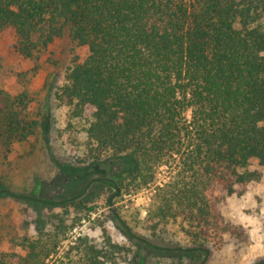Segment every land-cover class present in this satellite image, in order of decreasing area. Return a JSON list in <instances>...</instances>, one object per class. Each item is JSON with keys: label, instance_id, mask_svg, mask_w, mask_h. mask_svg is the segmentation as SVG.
<instances>
[{"label": "trees", "instance_id": "obj_1", "mask_svg": "<svg viewBox=\"0 0 264 264\" xmlns=\"http://www.w3.org/2000/svg\"><path fill=\"white\" fill-rule=\"evenodd\" d=\"M6 27L23 60H36L64 33L85 48L73 55L54 97L66 109L63 132L83 138L82 164L116 165L115 175L89 182L122 195L156 183L159 167H167L146 219L152 228L178 219L195 229L199 243H152L125 223L108 196L109 214L133 247L155 252L154 264H203L209 245L240 239V227L225 222L216 205L259 180L250 160L264 171V0H0V28ZM27 104L25 92H0L4 147L32 135ZM85 186L51 198L0 184V196L35 212L22 252L0 251V264H146L113 242L102 222L101 242L80 234L59 251L95 209Z\"/></svg>", "mask_w": 264, "mask_h": 264}, {"label": "rangeland", "instance_id": "obj_2", "mask_svg": "<svg viewBox=\"0 0 264 264\" xmlns=\"http://www.w3.org/2000/svg\"><path fill=\"white\" fill-rule=\"evenodd\" d=\"M85 52V48L75 47L64 33L55 37L36 60H23L15 52L13 29L0 28V92L10 96L25 92L28 96L25 112L35 119L33 133L26 141L13 143L8 148L0 144V184L3 187L33 196L61 198L80 190L91 178L116 174V165L108 161L82 164L83 149L77 142L83 138L76 135L71 139L63 132L66 109L54 97L55 88L62 83L73 55ZM85 113H89L88 108ZM248 168L261 172L259 180L248 184L242 195L225 196L216 205L225 222L240 227L241 237L225 240L217 249L209 245V260L203 264H264V171L255 159L250 160ZM166 169V166L159 167L156 183L122 195L113 188L90 181L84 189L85 197L92 199L95 209L88 218L75 224L67 239L59 244V251L67 249L80 234L101 242L98 223L102 222L113 242L137 251L146 264L158 262L152 254L155 252L133 247L111 218L106 199L112 195L110 202L114 210L135 233L152 243L162 246L198 244L199 240L193 238L195 229L178 219L160 223L156 228L146 219L155 185H162ZM217 193L222 195L219 190ZM34 218V210L26 203L0 196V251L22 252L19 243L34 234Z\"/></svg>", "mask_w": 264, "mask_h": 264}, {"label": "water", "instance_id": "obj_3", "mask_svg": "<svg viewBox=\"0 0 264 264\" xmlns=\"http://www.w3.org/2000/svg\"><path fill=\"white\" fill-rule=\"evenodd\" d=\"M115 193H116V192H115ZM112 196H114V195H112ZM112 196H111V197H112ZM111 197H110V199H111ZM111 207H112V209L114 210V207H113V206H111Z\"/></svg>", "mask_w": 264, "mask_h": 264}]
</instances>
